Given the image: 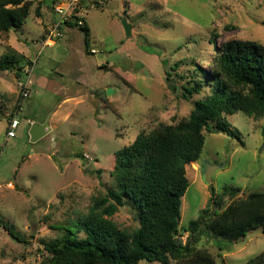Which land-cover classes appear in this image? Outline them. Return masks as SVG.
<instances>
[{
    "label": "rangeland",
    "instance_id": "374dc122",
    "mask_svg": "<svg viewBox=\"0 0 264 264\" xmlns=\"http://www.w3.org/2000/svg\"><path fill=\"white\" fill-rule=\"evenodd\" d=\"M52 1L41 3L45 23L52 18ZM31 2L22 28L0 32V58H18L16 68L0 70V264H42V243L67 232L95 198L116 189L115 152L142 131L188 117L195 102L210 94L205 85L186 100L173 86L201 79L216 51L209 41L214 33L219 45L232 38L264 44V0H81L74 11L84 13L82 26L90 28L88 47L83 31L65 22L63 36L44 46L47 28L36 18L37 1ZM123 19L132 24L130 36ZM37 55L31 95L21 100L16 136L7 137L19 108L22 68ZM54 112L53 119L69 115L32 142L27 119L41 121ZM226 121L243 141L205 130L201 158L186 166L190 185L179 224L184 241L186 227L207 205L210 186L218 193L264 191V117L237 111ZM204 162L217 167L211 184L203 180ZM112 219L122 228L139 225L129 200ZM226 242L220 250L217 240L203 235L197 246L212 252L219 264H243L264 251V233L244 244Z\"/></svg>",
    "mask_w": 264,
    "mask_h": 264
},
{
    "label": "trees",
    "instance_id": "16d2710c",
    "mask_svg": "<svg viewBox=\"0 0 264 264\" xmlns=\"http://www.w3.org/2000/svg\"><path fill=\"white\" fill-rule=\"evenodd\" d=\"M31 1L0 0V32L22 28L31 13ZM64 22L83 31L88 47L90 28L72 20ZM217 37L214 33L209 39L216 51L208 68L202 67L201 79L173 86L186 100L205 85L211 87L210 94L195 102L188 117L142 131L115 152L116 189L95 198L88 214L67 232L42 243V264H140L142 260L169 264L172 259L176 264H219L212 252L197 246L201 236L217 240L223 250L226 241L244 244L264 233V191L243 195L240 189L228 188L218 193L213 186L206 207L185 229L186 241L179 232L182 197L190 185L186 166L201 158L204 131H222L242 142L241 132L228 125L227 116L243 111L257 120L264 117V44L232 38L219 45ZM17 62L14 55L5 54L0 70L16 68ZM127 200L139 223L133 229L122 228L112 219ZM243 264H264V251Z\"/></svg>",
    "mask_w": 264,
    "mask_h": 264
},
{
    "label": "built area",
    "instance_id": "2783aa9c",
    "mask_svg": "<svg viewBox=\"0 0 264 264\" xmlns=\"http://www.w3.org/2000/svg\"><path fill=\"white\" fill-rule=\"evenodd\" d=\"M81 4V0H55L54 2V12L59 16V19L54 21L51 25L47 27L46 39H44V46L52 40H56L63 36L61 30V25L64 21L72 20V18H77V23L79 25H84V13L79 11H74L75 7ZM93 53H96V50H92ZM40 54V52H39ZM38 61V55L36 58H32L23 68H22V77L19 79L18 86L20 88V95L22 99L29 98L31 95L32 87V77L35 69L36 62ZM21 99V100H22ZM21 110L18 108V111ZM16 112L13 118L11 119L10 129L7 132V136L14 137L16 136V129L18 128L20 121L18 120L19 112ZM30 121V120H29Z\"/></svg>",
    "mask_w": 264,
    "mask_h": 264
},
{
    "label": "water",
    "instance_id": "95a60500",
    "mask_svg": "<svg viewBox=\"0 0 264 264\" xmlns=\"http://www.w3.org/2000/svg\"><path fill=\"white\" fill-rule=\"evenodd\" d=\"M59 17H56V20H58ZM73 22L77 21V18L74 17L72 18ZM126 34L128 36H130L132 34V24L129 23L126 19H123L122 21ZM111 92V90H110ZM51 128L49 126V122L46 120L43 123L40 122H33L31 124L30 130H29V136H30V140L32 142H36L38 140H40L41 138H43L44 136H46L49 132H50ZM217 169V167L211 165L208 162H204V165L202 167V172H203V180L206 184H211L212 180H213V173L215 172V170Z\"/></svg>",
    "mask_w": 264,
    "mask_h": 264
},
{
    "label": "crops",
    "instance_id": "0c3cea01",
    "mask_svg": "<svg viewBox=\"0 0 264 264\" xmlns=\"http://www.w3.org/2000/svg\"><path fill=\"white\" fill-rule=\"evenodd\" d=\"M35 1H37L36 3H35V13L37 14V13H39L40 15H37L36 16V18L38 17V18H40L39 19V22L44 26L45 25V27L47 28L49 25H51L54 21H56V17L58 16L55 12H54V9H53V6H54V2H55V0H53L52 1V5H51V7H50V13L52 14V18L50 19V20H48L49 22H47V23H45V18L43 19L42 18V16H43V13H44V11H43V8H42V6H41V3L42 2H44L45 0H35ZM40 2V3H39ZM41 11V12H40ZM59 17V16H58ZM88 23V22H87ZM46 28H44L45 29V32H46ZM55 42V41H54ZM51 45H53V44H51ZM82 78V74H80V76L77 78V81H79V79H81ZM96 93H98L97 91H96ZM73 98V97H72ZM68 99H70V98H67V99H65V100H68ZM21 102V100H19V95H18V98H17V100H16V105H15V109H16V106L18 105L17 103H20ZM24 102V101H23ZM22 109H23V103H22ZM22 109L20 110V111H18L19 113L22 111ZM69 113H70V111H69ZM69 113H67L65 116H64V118L62 119V118H57V119H53L54 117V114H55V112L52 114V115H50L49 117L46 115L45 116V118L43 119V120H36V119H33V118H28L27 119V123H28V129L30 130V127H31V124L33 123V122H40V123H43V122H45L46 120L49 122V126H50V128H51V132L54 130V129H57L58 127H59V122H61V121H65L66 120V118L68 117V115H69ZM13 117H11V119H12ZM30 120V121H29ZM8 137V136H7ZM15 137V136H14Z\"/></svg>",
    "mask_w": 264,
    "mask_h": 264
}]
</instances>
